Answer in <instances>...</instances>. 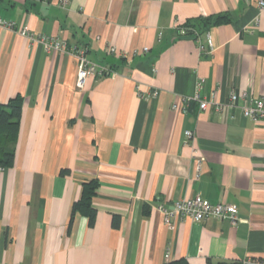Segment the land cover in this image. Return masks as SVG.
<instances>
[{"label":"crops","instance_id":"1","mask_svg":"<svg viewBox=\"0 0 264 264\" xmlns=\"http://www.w3.org/2000/svg\"><path fill=\"white\" fill-rule=\"evenodd\" d=\"M0 18L81 44L114 71L79 89L70 48L0 26V103L21 98L13 162L0 167V263L163 264L169 250L188 264H264V118L241 112V95L264 100L257 0H0ZM230 92L224 116L186 103ZM195 196L234 205L238 223L167 225L158 205Z\"/></svg>","mask_w":264,"mask_h":264},{"label":"built area","instance_id":"2","mask_svg":"<svg viewBox=\"0 0 264 264\" xmlns=\"http://www.w3.org/2000/svg\"><path fill=\"white\" fill-rule=\"evenodd\" d=\"M67 0H59V2L64 5ZM258 7L264 9V0H257ZM0 26L5 27L11 31L17 32L19 35L26 37L30 42L40 44L45 51H58L64 52L69 48L76 58L77 61V79L76 87L81 89L83 88L85 81L89 77H102L113 75L114 71L107 66L99 65L93 61H90L86 57V48L81 44L67 45L66 41L55 37V36H46L42 34H34L26 26H23L19 29L15 28V25L12 21H6L0 18ZM181 34H184L185 31L183 28L180 30ZM143 50H147V47H144ZM108 51L114 52V47H109ZM203 83V79H199L196 83V88L200 90ZM158 92L153 90L149 94L140 95L142 98H152L156 97ZM238 96L234 92H230L229 100L226 103H213V101H206L200 98L199 93H196L193 97L187 99L186 103L194 101L198 103L199 109H205L207 104H214L215 110L220 113L221 116H224L225 111L228 109H234L236 107V100ZM243 100L241 105L242 115L246 118L252 120H260L264 118V100L262 98L250 97L247 94L241 95ZM175 107V105H174ZM184 144L192 145L193 143V132L191 130L184 131ZM193 156L198 162L197 169L200 171L202 164V157L199 153H193ZM158 210L164 214V220L167 225H169L170 216L175 215L179 218L190 217L194 221H203L209 217L217 218H227L232 225H236L239 221L237 208L228 203H211L205 199H202L199 196L192 198H180L175 200L172 203V207L168 210L162 204L158 205ZM169 250L165 251L164 258L166 261L169 259ZM6 264V263H0Z\"/></svg>","mask_w":264,"mask_h":264},{"label":"trees","instance_id":"3","mask_svg":"<svg viewBox=\"0 0 264 264\" xmlns=\"http://www.w3.org/2000/svg\"><path fill=\"white\" fill-rule=\"evenodd\" d=\"M223 17L221 15L203 19V25L219 22ZM185 31L184 35L192 33L190 25L182 27ZM21 111V98L19 96L9 99L6 103H0V167L12 165L13 162V148L12 144L15 140L19 117ZM95 181L85 182L83 185L86 197L92 194L95 187ZM89 206V211L91 212ZM163 264H188L183 260H168Z\"/></svg>","mask_w":264,"mask_h":264}]
</instances>
